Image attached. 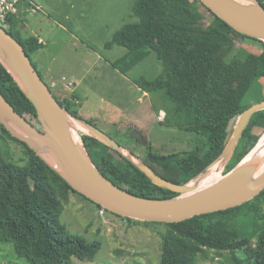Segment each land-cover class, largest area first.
I'll return each mask as SVG.
<instances>
[{
    "label": "trees",
    "instance_id": "obj_1",
    "mask_svg": "<svg viewBox=\"0 0 264 264\" xmlns=\"http://www.w3.org/2000/svg\"><path fill=\"white\" fill-rule=\"evenodd\" d=\"M258 1L264 7V0ZM133 14L138 23L123 26L113 36L111 44L123 46L127 52L112 66L127 74L150 51L161 62L162 75L134 83L145 93L159 90L171 105L165 114L167 126L194 135L197 141L189 151L164 154L149 146L143 162L165 180L185 184L218 157L239 115L264 100V43L235 32L198 0H135ZM12 19L7 20L8 31L31 60L42 46L36 38H23L12 30ZM239 39L256 43L259 51L235 48ZM253 92L259 94L257 101L244 103ZM0 93L19 115L36 119L34 107L1 64ZM54 97L80 118L71 101ZM263 132L264 110L251 117L224 173L253 148ZM80 136L93 164L114 185L143 198L176 195L151 183L112 148L87 134ZM5 138L23 147L24 164L0 159V241L11 243L15 253L29 264H74L72 258L92 261L101 242L71 234L60 222L70 195H81L0 124L4 146ZM142 223L164 227L159 264H199L209 257V264H264V189L235 208L179 223ZM212 251L219 260L210 256Z\"/></svg>",
    "mask_w": 264,
    "mask_h": 264
},
{
    "label": "rangeland",
    "instance_id": "obj_2",
    "mask_svg": "<svg viewBox=\"0 0 264 264\" xmlns=\"http://www.w3.org/2000/svg\"><path fill=\"white\" fill-rule=\"evenodd\" d=\"M134 3L135 0H21L14 22L25 26L24 32L17 31L23 38L30 31L38 33L40 28L46 31L45 36L49 33V42L45 46L49 52H46L45 61H49V68L54 72L66 73L78 81L72 88L77 85L74 90L80 104L74 109L80 118L123 145L130 153L132 150V155L143 161L149 146L152 151L161 154L189 151L197 140L194 135L167 126L165 114L171 105L159 90L144 96L134 83L139 79L150 81L162 75L163 66L153 51L127 74L112 66V62L127 52L125 47L111 44L113 36L123 26L138 23L133 14ZM48 17L49 30L46 25ZM52 20L61 23L70 34L60 30ZM5 29L9 30L6 26ZM234 47H244L255 53L259 51L256 43L244 39L235 41ZM52 55L54 61L50 59ZM31 60L38 65L37 71L42 73L39 62L32 55ZM42 78L50 88L44 74ZM63 79L66 84L69 78ZM56 87L57 84L50 89L53 95ZM67 90L70 92L71 87ZM258 95L250 93L243 101L254 103ZM56 97L66 99V96ZM68 97L74 102L71 95ZM161 111L164 113L162 118ZM28 119L40 128L37 119ZM71 129L82 145L80 134L86 132L73 122ZM23 156L24 149L20 144L7 138L5 146L0 143V159L3 161L23 165ZM218 175L214 174L213 182L219 178ZM60 222L71 234L82 236L88 242H101V248L92 261L72 258L74 264H159L163 226L143 225L141 221L130 224L107 211L100 216L97 206L77 194L70 195ZM210 256L215 261L220 259L214 251ZM209 258L198 263L209 264ZM0 263L29 264L15 253L11 243L2 241Z\"/></svg>",
    "mask_w": 264,
    "mask_h": 264
},
{
    "label": "water",
    "instance_id": "obj_3",
    "mask_svg": "<svg viewBox=\"0 0 264 264\" xmlns=\"http://www.w3.org/2000/svg\"><path fill=\"white\" fill-rule=\"evenodd\" d=\"M198 1L235 32L264 43V7L258 0H243L245 3L234 0ZM0 64L34 107L40 128L19 115L1 93L0 124L12 138L26 144L74 191L113 215L141 222L179 223L195 216L238 207L264 189V169L255 176L259 168L257 163L244 161L258 145L264 132L253 148L230 171L223 172L251 117L264 110V100L252 104L239 115L217 158L187 183L176 184L158 176L147 164L132 155V152L92 124L65 110L38 74L20 42L2 26ZM71 122L130 161L151 183L176 195L166 199L143 198L114 185L93 164L82 141V145L78 143L71 129ZM214 166L219 173L218 180L195 191L197 182Z\"/></svg>",
    "mask_w": 264,
    "mask_h": 264
},
{
    "label": "crops",
    "instance_id": "obj_4",
    "mask_svg": "<svg viewBox=\"0 0 264 264\" xmlns=\"http://www.w3.org/2000/svg\"><path fill=\"white\" fill-rule=\"evenodd\" d=\"M20 4V3H19ZM19 6V5H18ZM19 13V7H18V9H17V14ZM17 14L14 16V17H12L13 19H12V21L14 22V20L17 18ZM46 22H47V27H48V30H49V17H48V19L46 20ZM52 22H53V24H56L57 26H58V28L60 29V30H62V31H64V32H66V33H69L70 34V32H68L67 31V29L61 24V23H58V22H55V20H52ZM21 23V22H20ZM12 28H13V30L14 31H18V32H20V30L22 31V32H24L25 31V26L21 23V24H19V23H17V22H14V23H12ZM58 32V31H57ZM45 33H46V31H44V28H40L39 29V32L38 33H35V32H33V31H30V33L29 34H27L26 35V37H30V36H32V37H34V38H36L37 40H38V42L41 44V48L40 49H38L36 52H34L33 54H32V56L34 57V60L36 59L38 62H39V65H40V68H42V73L44 74V76L49 80V82H50V84H52V83H54V84H57V87L54 89V95L55 96H63V97H65L66 96V99H68L69 101H72L71 99H69V97H68V95L70 96H72L75 100H74V102L72 101V103H73V105H74V108L76 107V106H78L79 104H80V100L78 99V97H77V95H76V90H74L75 88H76V86L77 85H75L74 86V89L72 88V86L76 83V82H78V81H75L74 80V76H72V77H69L66 73H57V72H54L53 70H51L50 68H49V61H45V57L46 56H48L47 54H46V52H49V51H47V49L45 48V46L48 44V42H49V33H48V35L47 36H45ZM55 32L53 31V34H54ZM75 40H77V39H75ZM76 44H75V42H74V46H75ZM50 59H52L53 61L55 60V57L52 55V57L50 58ZM35 60V61H36ZM43 62V63H42ZM42 63V64H41ZM36 66H38V65H36ZM41 73V72H40ZM41 73V74H42ZM43 74H42V76H43ZM69 78L68 79V82L67 81H65V82H67V83H70L72 86H71V90H70V92H67V90L65 89V85L67 84H65L64 83V79L63 78ZM70 80V81H69ZM138 88V87H137ZM138 90H140L139 88H138ZM141 91V90H140ZM142 93H143V95L144 96H146L147 95V93H145V92H143V91H141ZM59 98V97H58ZM162 112V111H161Z\"/></svg>",
    "mask_w": 264,
    "mask_h": 264
},
{
    "label": "bare ground",
    "instance_id": "obj_5",
    "mask_svg": "<svg viewBox=\"0 0 264 264\" xmlns=\"http://www.w3.org/2000/svg\"><path fill=\"white\" fill-rule=\"evenodd\" d=\"M234 1L237 3L244 2L243 0H234ZM244 161L245 162H252L254 164L257 163L259 168H258L257 172L255 173V176H257L260 173V171H262L264 169V136L261 138L258 145L251 151V153L246 157V159ZM214 174H219L218 171L216 170L215 166L207 172V175L201 181L197 182V185H196L197 188L195 191H199V190L205 188L206 186H208V184L213 183ZM217 180H218V178H216L215 181H217Z\"/></svg>",
    "mask_w": 264,
    "mask_h": 264
},
{
    "label": "built area",
    "instance_id": "obj_6",
    "mask_svg": "<svg viewBox=\"0 0 264 264\" xmlns=\"http://www.w3.org/2000/svg\"><path fill=\"white\" fill-rule=\"evenodd\" d=\"M20 2L21 0H0V26L2 27L4 26L3 27L4 29H5V26L8 27L7 20L10 19L11 17H14L17 14L18 5ZM54 85H55L54 83L50 84V89ZM71 86L72 85L70 83H67L65 85V89L67 90ZM160 114H161V118L164 117L163 112H160ZM104 213H105V210L103 208L98 210V215L103 216Z\"/></svg>",
    "mask_w": 264,
    "mask_h": 264
}]
</instances>
